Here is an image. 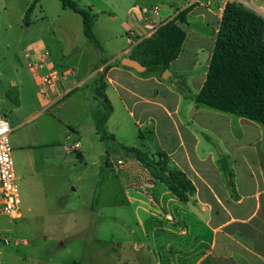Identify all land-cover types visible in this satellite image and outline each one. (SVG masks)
<instances>
[{
    "label": "rangeland",
    "instance_id": "1",
    "mask_svg": "<svg viewBox=\"0 0 264 264\" xmlns=\"http://www.w3.org/2000/svg\"><path fill=\"white\" fill-rule=\"evenodd\" d=\"M33 1L0 0V112L8 117L13 131L10 143L22 199L19 218L13 219L0 212V264H122V255L132 258L137 253L136 244L142 245L141 251L147 250V230L150 231V221L155 219L153 214L160 210L157 191L141 184L147 177H154L126 148L136 146L146 150L147 140L151 142L155 137L156 133L151 134L155 123L145 122L139 127L135 124L139 115L134 110L135 118L128 113L125 115L127 128L118 130L115 141L100 142L102 145L106 141L109 143L103 148V154L92 151L96 156H90L83 151L84 158H77L80 151H67V146L81 139L80 133L90 116L101 119L105 105L96 98L94 78L90 77L80 82L73 92L46 107L48 100L42 98L25 64L23 50L31 41L44 37L50 57L64 63L63 54L72 44L65 30L81 28L82 17L63 7L60 0H39L26 17L25 11ZM154 1L159 4L160 11L169 7L166 0ZM184 1L178 0V3ZM172 9H176L175 6ZM151 12L149 7L148 14ZM73 19L77 20V27ZM188 21L189 25L184 24V28L202 34V45L197 50L200 43L192 35L181 55L169 66L173 75L170 76L168 70L158 73L162 80L161 91H165L161 97L165 96L164 101L171 111V117L167 116L163 122L168 127L172 122L170 118L180 117L184 122L212 127L214 131L219 129L214 115L224 113L234 121L238 116L205 104H200L205 111L196 112L191 109L196 105L191 95L198 90L196 80L208 68L219 16L207 20L188 16ZM98 35L100 45L105 46V38ZM111 55L115 54L107 53L106 58ZM114 57L119 60L118 56ZM196 59L198 63L194 67ZM67 67L74 70L66 64L53 68ZM78 77L77 81H81ZM148 84L146 88L151 90L153 83ZM18 98L21 106L16 109ZM180 99V110L175 112ZM232 133L238 138L243 135L238 125ZM246 136L254 138V133H246ZM228 138L226 143L216 138L209 142V147L214 149L216 156L221 151L227 156L226 173L232 176L230 193L235 198L249 196L242 205H233L232 213L247 215L255 206V199L250 195L254 193L259 169L254 154L248 153L246 159L234 155L233 151L238 148ZM245 141L243 137L236 142L241 151L250 148ZM205 147L204 152L209 148ZM118 159L123 161L122 166L117 163ZM201 189V196L209 197L206 189ZM219 214L216 219L222 218V212Z\"/></svg>",
    "mask_w": 264,
    "mask_h": 264
},
{
    "label": "crops",
    "instance_id": "2",
    "mask_svg": "<svg viewBox=\"0 0 264 264\" xmlns=\"http://www.w3.org/2000/svg\"><path fill=\"white\" fill-rule=\"evenodd\" d=\"M76 1L94 14L92 31L97 43L85 35L83 21L81 20L82 27L80 28L77 27V20L73 19L77 29L65 30V35L72 44L69 45L67 53L63 54L66 57L64 63L50 57V66L61 67L66 64L72 66L74 70L68 78L61 81L57 92L50 97L46 107L53 105L60 95L73 92L83 80L93 77L94 92L97 87L102 86L112 106L108 118L103 123L106 134L113 136L108 137L107 140L115 141L118 130L127 128L125 115L128 113L130 117L135 118L134 110H137L139 117L135 119V124L139 127L145 122L155 123L154 131H151V134L156 133L155 137L151 139V142L147 140L146 150L142 151L163 152L168 155L171 163L185 172L195 187L190 200L183 202L163 183H158L151 177L141 181L142 185L157 191L156 201L160 210L153 214L155 219L150 221V231L147 230V250L141 251L142 245L136 244L134 249L137 253L132 258L122 255V264H264V126L240 116L234 121L223 113L214 115L219 122V129H214V131H211L212 127L206 128L201 124L194 125L184 122L180 117L170 118L172 122L167 127L163 121L167 119V116L171 117V111L164 101L165 96L161 97V93H165L164 89L161 91L160 88L162 86L161 77L158 73H145L147 68L138 70L132 65L125 64L126 59L141 62L139 43L143 39L152 37L162 24L188 7L189 11L185 16V21L180 23L186 32V38L179 56L192 35L197 37L196 42L200 43L198 50L202 45L203 35L184 28V24L189 25L188 16L201 17L203 20L211 16H219L220 23L226 3L233 0H185L182 3H178V0H166L169 7L163 8L162 12L159 4L154 0ZM236 1L242 2V0ZM243 3L249 4V7L254 6L256 10L253 9L254 7L252 9L264 17V0H243ZM173 6L176 9H172ZM149 7L152 9L151 14H148ZM98 33L105 38L103 47L97 39ZM45 40L44 37H38L26 48H47ZM106 50L108 54L114 53L116 57L118 56L119 60H115V55L106 58L107 53H104ZM212 53L213 50L207 66H209ZM197 63L196 59L194 67ZM166 70L169 71L170 76L173 75L170 67ZM207 70L200 79L196 80L197 92L205 81ZM164 73L165 71L162 76ZM77 77L82 80L77 81ZM149 82L153 83L151 90L146 88L150 85ZM13 86L16 84L13 83ZM60 90H63V93ZM196 93H193L191 97L193 98ZM181 103L180 99L175 112L180 110ZM16 104V109H18L21 106L19 98ZM191 109H195L196 112L205 111L199 103ZM103 116L101 119L90 116L89 123L80 133L81 139L73 141V143L77 141L81 143L79 154H82V158L85 156L84 152L90 156H96V153L92 155V151L103 154V148L109 144L108 141L104 145L100 144L103 141L100 132ZM235 125L242 129L243 135L240 138L232 133ZM228 132L230 135L226 134ZM246 133H254V138L248 139V136L245 137ZM228 136L232 139L233 146L238 148L237 151H233V154L243 156L244 159L248 153L254 154L259 169L255 178L254 193L250 195L255 199V206L247 215L232 213V206L242 205L249 196L240 195L235 198L230 193L232 176L226 173L227 156L223 151L216 156L214 149L209 147V142H213L216 138L223 139L225 143L228 142ZM243 137L244 140L246 138L245 143L250 148H243L241 151L240 145L236 142ZM204 146L209 147L206 152L202 151ZM129 152L134 156V152ZM230 154L231 151H228V155ZM106 155L109 157L107 151ZM108 160L110 161V158ZM213 182L222 191H218ZM202 187L209 193V197L201 196ZM150 200L155 204L152 198ZM219 212H222V218L216 219L220 216Z\"/></svg>",
    "mask_w": 264,
    "mask_h": 264
},
{
    "label": "trees",
    "instance_id": "3",
    "mask_svg": "<svg viewBox=\"0 0 264 264\" xmlns=\"http://www.w3.org/2000/svg\"><path fill=\"white\" fill-rule=\"evenodd\" d=\"M38 1L34 0L30 4L26 17ZM60 1L63 7L74 10L82 17L85 35L97 43L92 31L94 14L76 0ZM188 11L189 7L179 11L175 17L162 24L152 37L139 43V59L147 68L145 73L166 70L171 61L179 56L186 38L180 23L185 21ZM95 92L96 98L105 105L101 139L112 138V134H106L103 125L112 106L102 86L97 87ZM193 99L196 103L264 126V17L243 2L233 0L226 3L205 81ZM127 149L134 152L154 179L163 183L180 201L190 200L195 187L185 172L170 163L168 155L163 152H144L136 147Z\"/></svg>",
    "mask_w": 264,
    "mask_h": 264
},
{
    "label": "built area",
    "instance_id": "4",
    "mask_svg": "<svg viewBox=\"0 0 264 264\" xmlns=\"http://www.w3.org/2000/svg\"><path fill=\"white\" fill-rule=\"evenodd\" d=\"M23 52L25 64L33 74L42 98L50 100L57 92L61 81L68 78L73 69L70 67L57 69L50 66V54L45 47L38 49L27 47ZM65 94L60 95L57 100ZM11 132L8 117L0 112V212L16 219L22 212V199L10 143ZM80 148L81 143L77 141L66 149L69 152H77ZM79 155L77 154V158H82L78 157ZM117 163L122 165L123 161L118 160Z\"/></svg>",
    "mask_w": 264,
    "mask_h": 264
},
{
    "label": "water",
    "instance_id": "5",
    "mask_svg": "<svg viewBox=\"0 0 264 264\" xmlns=\"http://www.w3.org/2000/svg\"><path fill=\"white\" fill-rule=\"evenodd\" d=\"M125 64L132 65L134 68L138 70L146 68L141 62L134 60V59H126ZM78 157H82V154H80Z\"/></svg>",
    "mask_w": 264,
    "mask_h": 264
}]
</instances>
